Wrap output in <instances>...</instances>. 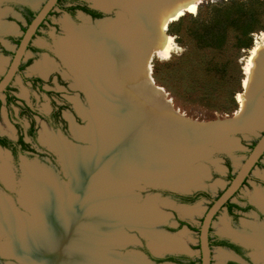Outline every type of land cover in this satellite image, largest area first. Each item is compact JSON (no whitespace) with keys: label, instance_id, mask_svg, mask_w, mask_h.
Instances as JSON below:
<instances>
[{"label":"bare ground","instance_id":"6f19581e","mask_svg":"<svg viewBox=\"0 0 264 264\" xmlns=\"http://www.w3.org/2000/svg\"><path fill=\"white\" fill-rule=\"evenodd\" d=\"M202 1L131 0L129 5L133 22H128L124 16H119L117 20L100 21L98 24L101 31L89 26H76L65 19L64 23L70 36L57 42L61 56L86 89H98L105 97V94L109 93L116 98L125 97L130 105L133 101H138L141 105L140 111L138 107L131 106L136 109L133 114L137 113L140 119H144L139 122L143 133L156 134L159 139L168 142L188 143L191 135L205 134L202 131L195 132L194 129L201 125L209 127L217 123L218 119L199 121L176 109L167 91L153 76L152 59L153 56L161 59L172 56L178 46L174 37L167 32L169 24L187 13L196 14ZM97 3L105 9L113 5L129 7L123 0H97ZM4 23L0 24V31L8 32L14 29L12 24ZM261 37L251 48L245 67V93L237 94L240 108L234 116L224 118L232 128L238 130L251 131L257 128L258 125L253 124H257L264 114V104L255 96L251 99L255 92L264 88L263 33ZM43 65L44 63H39L35 69H40ZM49 69L48 67L47 70ZM89 92V99L98 105L102 101L100 94L96 92L93 97L91 91ZM80 111L83 116L91 117L85 109L80 108ZM97 124V129L80 128L74 123L72 125L75 138L88 139L97 145L96 152L89 151L86 154L89 160L82 158L85 153L80 154L78 149L73 148L64 139L49 134L42 135L44 140L60 152L65 164L69 165L67 169L73 176V192L66 191L49 170L36 163L24 164L26 182H23L21 189L25 197L22 202L26 208L31 209L33 216L18 212L11 199L0 192L1 232L16 234L18 240L15 246H21L24 254L33 256L38 264L122 262L123 259L119 256L107 253V249L108 246L122 245L134 240V237L128 236L124 231L122 226L126 225L128 228L143 230L142 232L149 234L151 246L156 252L183 248L182 239L164 231H157L153 226L156 221H165L169 214L160 212V208L152 199L141 205L137 203L140 198L136 188L140 177L134 173L132 164L128 165L130 163L124 161L122 155L111 152V147L105 143V123L100 125L98 121ZM129 134L131 129L127 123L114 132L118 139ZM220 140L228 148L239 145L238 140L234 138ZM231 141H234L233 145L230 144ZM6 164L0 165V174L9 186H14L15 178ZM203 169L186 177L189 180L195 179L190 185L202 183L199 177L205 174ZM254 199L264 209V194L256 192ZM149 201L153 205L148 203ZM150 208L164 214L161 215L162 218L167 215L166 219L152 218V215H149ZM194 211L193 208L182 209L184 214ZM253 229H256L258 234L247 238L251 243L262 247L264 227L255 226ZM155 231L161 234L156 235ZM122 264L148 263L139 256L129 255Z\"/></svg>","mask_w":264,"mask_h":264},{"label":"rangeland","instance_id":"374dc122","mask_svg":"<svg viewBox=\"0 0 264 264\" xmlns=\"http://www.w3.org/2000/svg\"><path fill=\"white\" fill-rule=\"evenodd\" d=\"M72 1L74 0H63V5H67ZM80 1H87L92 5L99 6L97 0ZM123 1H125L126 6L128 4L129 7L113 5L114 11L112 12V15L105 17L103 20L100 19L98 22L105 20H117L119 16H124L128 22H133V16L130 12L131 6L129 5V1L131 0ZM228 1L231 0H203L199 4L196 14L187 13L180 18L181 20L179 19L176 22L174 21L170 23L167 32L174 37L178 48L168 59H161L158 56H153L152 59L153 76L156 82L167 91L176 109L195 120L212 121L235 115L240 108L237 94L245 93L243 80L246 77L245 67L247 65L251 48L254 46L255 41L259 40L262 33L264 35V17L262 16V23L255 29L254 32L251 33L252 44L250 47L243 48L238 45L237 37L240 33L238 30L232 28L227 30L226 41L221 49L201 46L198 42L197 33H200L203 28V23L209 21L211 9L216 6L224 5ZM11 2H24L31 5L33 9L38 10L44 4L45 0H0V20L6 22V24H12L14 26L12 31H0V78L6 72L12 60L13 53L17 47L16 41L9 40L8 37L12 36L19 38L23 34V29L27 26V19L17 10L16 7L11 5ZM250 2H252V0H249V3ZM84 16L85 15L81 13H77L75 18H71L63 7H57L55 9L49 17L48 22L41 29V33L34 39L35 44H43L44 46L50 48L54 52V56L44 53L34 58L30 65L24 68L23 73L17 75V78L13 83L12 90L14 91L16 97L20 100L19 102L29 104L43 114H48L52 109L50 104L51 96L56 97L59 102L64 103V101H66L71 105L72 110H65V115L66 113H70L74 116V120L77 123L75 126L80 128H89L88 125L90 120L82 115L80 108L83 110L85 109L87 113L89 112L91 107L88 102V93L90 94L89 91H91L92 96L94 97V94L98 92V89H86L80 84L78 76L72 72L70 67H68L62 58L63 56H61L59 45L57 43L61 38L70 36V33L64 23L65 19H68L76 26H89L101 31L98 22L97 24L86 23V18ZM4 22L0 24H3ZM171 24L172 26L170 29ZM3 47L9 52V54H4L2 52ZM27 55L26 60L31 57V52L29 51ZM39 63H44V65L40 69H35V66ZM48 67L50 68L49 71L47 70ZM40 71L45 75L52 71H54V73L58 72L63 77L64 82H59L54 79L53 84L45 85V88L51 90L53 94L48 95L46 92H42L41 90L32 87L30 83L25 81L27 77L39 75ZM254 96L264 104V88H260L257 93L255 92L254 95L251 96V99H254L252 98ZM5 100V94H0V133L15 136L18 124L23 127L22 129H24V127L28 125L29 120L26 116H19V108L17 106H7L5 104ZM65 117L68 124V134L55 129L46 128V125L44 126V123H41L44 121H39L40 119L38 120V143L40 146H36L37 153L35 154H37V156H25L23 159L15 161L12 156L9 157L6 150H4L6 152L2 150L0 164L5 165L7 163L6 165L9 166L12 176H14L13 178L16 179H13L15 182L14 184L16 185L17 182L18 186V189L16 188L14 190V188H12L7 192V194H9V196L13 199L12 203L14 208L26 216L27 214L33 216V212L30 208H26L22 202L25 200V197L22 195L21 189L22 184L26 182L24 164L36 163L43 166V168L50 171V173L54 176V179L57 178L56 181L60 182L66 191H74V186L72 184L73 176L69 173V169H67L69 168V165L65 164V160L60 152L51 146L48 141L43 139V134H49L52 137L64 139V141L72 145L73 148L78 149L81 152L80 154L83 155L85 153L82 158L87 160L90 159L86 155L89 151H97V149H95L97 146L91 140L75 138L76 135H74L72 130V124L74 122L72 121L70 123L68 116L66 115ZM260 120L257 124H253L256 126L258 125V127L256 130H251L253 131L252 133L238 135L241 139L239 145L231 148V152L228 153L220 149H216L213 150L209 158L204 159L199 157L197 159L195 166L209 167V176L206 179L203 178L201 184L196 185L198 186V188H196L197 190L208 191L211 197H216L227 187L232 177L236 174L239 166L244 162L245 158L250 153L254 146L253 144L256 143V141L264 133V114L262 115V118L260 117ZM146 130L147 129L145 128V131ZM230 144L233 145L234 141H231ZM49 153L52 155H49ZM227 156L231 158V171L224 162V159ZM25 158L28 161H24ZM256 179L264 181V166L254 169L253 174L249 179V185L247 184L243 187L239 193L241 197H245L250 201H253L254 194H256L259 190V185L256 183ZM194 181L195 179H186V183H184V185H190L192 182L194 183ZM188 190L195 191L194 188H189ZM18 191H20V194ZM167 191H171L169 186H159L158 188H155L149 183L139 181L136 192H138L141 197L138 199L137 203L141 205L148 199L154 200L156 205L160 208V212L163 211L162 213L169 214L167 219V215L162 218L161 215L164 214H160L153 208H150L151 212H149V215H152V218H157L158 220L166 219L163 223L158 224L156 230L170 233L174 237H178L183 241L185 240V244L181 241L182 245H184L185 248H193V253L198 254L199 250L197 249V240L199 237L197 230L201 225L202 215L208 208L209 202L204 200L187 205V207H196V211H194V213L190 216L191 218H187L190 219L192 223V228L189 230L187 226H179L175 218L176 215H179L180 217L187 216L182 213V209L185 207H182L179 203L176 205L173 204L172 201H170L172 198L166 195ZM74 194H76V196L78 195V193ZM164 202L169 204L165 205ZM148 203L153 205L150 201ZM241 220H243V222L248 221L247 224L250 228H242L244 231L250 233L254 232L253 228L256 226L254 223L264 224V218H258V215L254 210L247 212L244 216H242ZM226 221V215L225 213H222L214 223V228L217 230L221 229L222 225L225 228L224 225ZM236 225L239 226V223ZM124 230L128 236H136L140 241H138L135 237L134 242L128 244L126 248H111L110 250L112 252H123V254L127 255L129 252H132V250L142 252L143 246L150 248V236L149 239H147L149 234L135 229H129L128 227H124ZM254 230V235H257L258 233L256 229ZM157 231H155V234L160 235L161 233H158ZM0 233L3 232L0 230ZM4 234L9 235V238L5 236L0 238V264H28L25 259L28 255L24 254L25 252L21 246L19 247L20 250L15 246L18 236L9 231H5ZM260 247L261 246L252 245L251 253L252 255L254 254L255 259L257 260L255 261V264H264V252ZM262 247H264V245ZM179 250L176 251L178 252ZM217 254L218 250H215V264L219 263ZM3 255L8 256V258ZM30 257L32 258V261H34L33 256ZM156 264L159 263L157 262Z\"/></svg>","mask_w":264,"mask_h":264},{"label":"water","instance_id":"95a60500","mask_svg":"<svg viewBox=\"0 0 264 264\" xmlns=\"http://www.w3.org/2000/svg\"><path fill=\"white\" fill-rule=\"evenodd\" d=\"M59 0H45L41 8L38 9L36 15L32 19L31 23L27 26L26 31L23 33V36L20 40L19 45L16 47L14 56L11 60L8 70L4 76L0 79V93L6 90L7 86L11 83L14 76L19 70L22 60L28 53V46L33 39L34 35L37 33L40 25L45 21L51 11L55 9ZM107 11V9H106ZM82 13V12H80ZM102 20V19H101ZM109 93V92H108ZM98 94L101 96L100 103L97 105L89 99L88 93V102L91 107L89 114L91 117L85 118L89 119V128H96L98 121L100 125L105 123V143L111 147V152L118 153L119 156H123L124 161L132 164V169L134 173H137L139 181L149 183L155 188L159 186H169L172 193H191L193 191L188 190L189 188H194L197 190L198 186L189 185L183 186L186 183V177L189 175L196 174V171L203 169L205 174L200 178L206 179L209 176L208 166H195L197 159L199 157L209 158L213 150L220 149L225 152H231V148H228L225 143L221 142V138L225 140L237 139L240 142L239 134L252 133L253 131L249 130H238L235 127L232 128L231 124L223 119H218L217 123L208 126H198L194 129L195 132H204L205 134L191 135L188 143L180 142H168L163 139H159L155 134H145L141 131L140 123L144 119H140L139 116L134 113L135 107L141 106L138 101H133L131 105L125 97L116 98L110 93L105 94V97L101 91H98ZM131 98V97H128ZM132 99V98H131ZM126 100V101H124ZM140 105V106H139ZM141 109H139L140 111ZM138 111V112H139ZM97 120V122H96ZM131 129V134L129 136H122L121 138H116L114 132L121 128L123 124H126ZM92 125V127H91ZM257 128H254L256 130ZM100 130V129H98ZM97 130V132H98ZM102 132V130H101ZM95 144V142H94ZM96 145V144H95ZM97 146V145H96ZM95 149H98L97 147ZM114 150V151H113ZM264 155V133L258 139L248 156L245 158L244 162L239 166L235 176L231 180L230 184L223 191V193L213 202L209 208L207 214L205 215L203 224L201 226V249H202V263L201 264H211V250L209 246V229L212 223V220L216 213L221 210V208L236 194V192L244 184L246 178L250 175L252 169L260 161L261 157ZM200 165V164H199ZM190 178V177H188ZM138 181V182H139ZM161 184V185H159ZM141 195L139 194V198ZM173 204H177L175 200H170ZM154 222L153 226L155 228L158 224L163 223ZM123 229L125 226H122ZM128 227V225H126ZM131 229V228H129ZM135 229V228H133ZM140 232L143 230L135 229ZM125 231V230H124ZM5 236L9 238V235L1 233L0 238ZM134 236V240H135ZM137 238V237H136ZM149 239V237H147ZM132 241H128L126 244L108 246L107 253L114 254L120 259L122 258L124 262L125 258L130 256H139L143 258L148 264H156L151 257H149L145 252L132 250L127 255L123 252H112L111 248H126L128 244H131ZM138 241H140L137 238ZM137 241V243H138ZM151 251L158 258H163L166 256L168 251L156 252L149 243ZM18 248V245H17ZM20 250V248H18ZM120 251V250H119ZM51 255L52 253L49 252ZM4 256V255H3ZM8 258V256H4ZM26 263L28 264H37L36 261H32V258L27 256ZM114 262V261H113ZM122 262H119L122 264ZM116 263V264H119ZM177 264L174 262H160L159 264Z\"/></svg>","mask_w":264,"mask_h":264},{"label":"flooded vegetation","instance_id":"af4514ba","mask_svg":"<svg viewBox=\"0 0 264 264\" xmlns=\"http://www.w3.org/2000/svg\"><path fill=\"white\" fill-rule=\"evenodd\" d=\"M11 5L16 7L17 10L27 19V26L31 23L32 19L34 18V16L30 15L29 9L35 11L36 13L38 11V10L33 9L31 5L24 3V2H11ZM57 7H63V9L71 16V18H75L77 16V13L82 12L81 14L85 15L84 17L86 18L85 22L89 24H93V23L97 24V22L100 19L103 20L105 19V17H109L110 15H112V12L114 11V6L110 9H107L106 11V9L101 6L92 5L91 3L87 1H80V0H74L67 5H63V0H62L57 4L55 9ZM55 9L50 12V14L45 19V21L40 25L39 29L37 30V33L34 35L33 39L31 40L29 44L28 52L29 51L31 52V55H30L31 57L28 58L27 60L26 58L28 55L24 57V59L22 60V63L20 64L19 70L14 76L13 80L7 86L6 90L2 92L6 96L5 104L7 106H12V107L17 106L19 108L18 115L22 117L26 116L29 120L28 125L24 127V129H22L23 127H21L18 124V128L16 129L15 136H10L7 134L0 133V150L1 151L6 150L7 153L9 154V157L12 156V158H14L15 161L19 159H23L25 156L27 157L37 156V154H35L37 153L36 146H40L38 143V130H39L38 120L39 119H40L39 121H44L41 123H44V126L46 125V128L55 129L65 134H68L67 133L68 124L66 122L67 119L65 117L66 115L68 116V120L70 123L73 121L74 124H77L74 120L75 119L74 116H72L70 113H66L65 115V110H68V111L72 110V107L68 102L66 101H64V103L59 102L58 99H56V97L51 96L50 104H51L52 109L48 114H43L37 109H34L29 104H24L23 102H19L20 100L16 97L14 91L12 90V86L17 78V75L22 74L24 68L29 66L30 63L34 60V58L44 53L54 56V52L50 48L44 46L43 44L41 45L35 44L34 39L41 33V29L48 22L49 17L52 15ZM27 26L23 29V33L26 31ZM22 36L23 34L19 38L9 36L8 39L16 41L17 46H18ZM2 52L4 54L5 53L9 54V52L4 47L2 48ZM14 53H13V56H14ZM40 72H39V75L27 77L25 81L30 83L32 87H35L38 90H41L42 92H46L48 95L53 94V92L51 90L46 89L45 85L53 84L54 79H56L59 82H64L63 77L58 72L54 73V71H52L48 73L47 75L43 74L42 72L40 73ZM255 144L256 143H254L253 145ZM49 155H52V154L49 153ZM24 161H28V160L25 158ZM224 162L227 165L228 169L231 171L232 169L231 158L229 156L225 157ZM263 164H264V155L261 157L257 165L252 169V171L250 172V175L246 178L241 188L214 216L210 229H209V246L211 250V264H215V258H214L215 250H218V254H217V257L219 259L218 264H255L256 263L255 261L257 260L255 259L254 254L252 255L251 252H252V245H256V246L258 245L256 243H251V241L248 240L247 238L253 235L255 233V230L253 229L254 231L253 233L244 231L242 227H249V225L247 224L248 221L243 222L241 218L247 212L253 211V210L257 213L258 218L260 219L264 218V209L258 204V202L254 201V199L253 201H250L249 199L245 197H241L239 193L241 192L243 187H245L247 184L249 185V179L251 175L253 174L254 169L257 167H263L264 166ZM22 165H21V170L23 174ZM256 183L259 185L258 192H262V194H264V181L260 179H256ZM12 188H14V190L16 188L18 189L17 182H16V185L10 187L5 182L3 176L0 174V192L3 195L10 198L11 201L13 202V199L9 196V194H7V192L10 191ZM223 191L219 193L216 197H211L210 193L205 190H196L191 193L166 194L170 196L173 200H175L177 203H179L182 207L189 208V209L193 208L195 209V211H196V207H187V205H191L193 203L206 200L209 202V206L205 210L204 214L202 215L201 225L199 229L197 230L198 237H199L197 240L198 241L197 249L199 250L198 254L193 253L194 251L193 248L192 249L185 248V246L183 245V248H179L180 250L178 248L176 249V250H179L178 252L175 249L165 250L168 252L166 253L165 257L159 258V259H162L161 262L167 261V262H174L177 264H201L202 263V249H201V239H200L201 226L203 224L205 215L207 214L209 208L211 207L213 202L223 193ZM18 193L20 194V191H18ZM193 213L186 214L187 216H184V217H180L179 215H176L175 218H176V221L178 222V225L187 226V228L191 230L192 223H191V220L187 218H191L190 216ZM222 213H225L226 219H227L224 225L225 228L222 225L221 229L217 230L214 228V223L216 222V220L219 218V216ZM238 223H239V226L236 225ZM254 225L259 226L261 228L264 227V224L254 223ZM167 234H170V233H167ZM184 244H185V240H184ZM260 248L264 252V247H260ZM142 249L143 251L146 252V254L149 257H151L154 261H156L154 259L156 256L153 254V252L151 251L149 247L143 246ZM156 262L160 263L159 261H156Z\"/></svg>","mask_w":264,"mask_h":264},{"label":"trees","instance_id":"16d2710c","mask_svg":"<svg viewBox=\"0 0 264 264\" xmlns=\"http://www.w3.org/2000/svg\"><path fill=\"white\" fill-rule=\"evenodd\" d=\"M60 1L62 0L58 3ZM29 11L31 16L36 15L35 11L30 9ZM210 14L209 21L203 23V28L197 33L201 46L221 49L226 41L227 30L232 28L240 33L237 37L238 45L243 48L250 47L251 33L262 23L261 17H264V0H252L250 3L249 0H231L224 5L214 7ZM171 26L172 24L170 29ZM170 193L172 192H166V194ZM154 259L162 261L157 257Z\"/></svg>","mask_w":264,"mask_h":264}]
</instances>
